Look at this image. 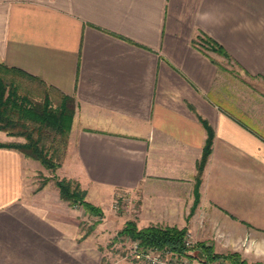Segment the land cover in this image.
Instances as JSON below:
<instances>
[{
	"label": "crops",
	"instance_id": "obj_1",
	"mask_svg": "<svg viewBox=\"0 0 264 264\" xmlns=\"http://www.w3.org/2000/svg\"><path fill=\"white\" fill-rule=\"evenodd\" d=\"M202 35L242 72L264 75V0H0V61L75 99L59 169L87 189L104 223L119 220L109 208L116 190L138 191L140 227H186L214 249L246 251L264 235V115L224 105L227 71L192 44ZM199 117L214 137L188 218L207 137ZM14 140L23 138L0 130V142ZM37 170L46 169L0 146V264H102L58 190L35 191Z\"/></svg>",
	"mask_w": 264,
	"mask_h": 264
},
{
	"label": "trees",
	"instance_id": "obj_2",
	"mask_svg": "<svg viewBox=\"0 0 264 264\" xmlns=\"http://www.w3.org/2000/svg\"><path fill=\"white\" fill-rule=\"evenodd\" d=\"M192 44L205 54L209 49L233 61L223 46L211 37L198 36L192 40ZM75 108L73 96L62 93L20 68L8 66L0 61V130L8 135L24 138L18 142H0V146L16 148L26 156L39 160L47 168L58 167L66 155ZM199 118L206 128L207 137L202 156L197 162L194 201L189 213L194 211L199 202L202 172L214 137L212 127L205 119ZM56 186L60 197L70 205H82L92 214H102L98 206L86 200V192L77 182L59 179ZM184 235L185 229L174 225H149L138 228L133 220H127L118 231L117 238L129 236L137 240L141 248L168 250L173 253H187L189 248H199L198 255L206 260L218 256L204 243L187 246L183 241ZM226 257L233 263L247 264L245 259H240L239 254H229Z\"/></svg>",
	"mask_w": 264,
	"mask_h": 264
},
{
	"label": "rangeland",
	"instance_id": "obj_3",
	"mask_svg": "<svg viewBox=\"0 0 264 264\" xmlns=\"http://www.w3.org/2000/svg\"><path fill=\"white\" fill-rule=\"evenodd\" d=\"M206 52L211 54L214 57H217L218 59H214V60L218 61V64L222 70L227 71L225 72V74L227 73V76H228L227 84H226V87L228 86V88L226 89L228 99H226V101L224 102V105H226V107L232 112H234L235 114L241 115V117L249 118V114H250V117H252L253 113L255 115H260L261 117H263L264 115V78H262V75H257V76L249 75L245 72H242V70L233 61L227 59L226 57L219 54L218 52L211 51L209 49H207ZM50 93L52 94L53 92H50ZM238 103L239 104L243 103L245 105L244 110H242V107L237 106ZM247 107L250 110L245 111ZM14 137H20V136H14ZM8 142H18V141L14 140V141H8ZM66 154H67V151H66ZM42 166L44 165L42 164ZM61 166L62 164L54 169H50L44 166L46 170H37V173L35 176L36 178L33 181L34 183L33 185L35 186L34 187L35 191H39L45 184H49L52 189L55 188L59 192V189L56 186V181L59 179H70L74 182H77L79 187L85 190L86 192L85 198L86 200L91 202L88 199L87 189L84 188L77 179L63 176L62 175L63 171L59 169ZM91 203L94 204L93 202ZM139 204L140 203H139V192L138 191L137 192H126V191L116 190L112 194L111 199L109 200L110 210L113 211L114 216H117V218L119 219L116 225L115 226L113 225V228L112 227L109 228L108 225L104 223L107 216L104 213V210H102L101 206L94 204L95 206H98L102 212V214L95 215L87 211L82 205H70L69 204L75 209L74 212L80 219V225L82 227V230L84 231L83 232L84 236L92 237L95 243L99 244V247L102 249V253H103L102 264H110L118 260H127L131 264H146L143 261L132 260V256L130 255L129 247L131 246L132 242L137 241V240L131 239L129 236H119L117 238L118 231L123 227L122 226L121 228H119L121 220L125 218L126 216H127L126 221L133 220L138 228H142L138 225L137 223L138 220H136V217H135V214L139 212ZM192 213H189L187 217L189 218ZM100 223L105 224V226H104V230L100 234H98L96 231V228L99 226ZM150 225H160V224H150ZM160 226H165V225H160ZM143 227H146V226H143ZM181 228L185 229V233L186 231H188L186 227H181ZM252 239H253V242L255 243L254 249L248 248L246 251L245 250L236 251L235 248H229V250H227L228 253L223 252L222 250L214 249L215 242H211L210 240H206L203 238L202 239L194 238V241H195V244L204 243L206 245H209L212 248L213 252L218 255L217 257L211 260H207V261L228 259L226 255L236 253V254H239L240 259H245L247 264H257V263L264 264V235L262 234L260 235V237H255ZM183 241H185V235H184ZM250 241L251 239L249 238V236L244 240V242H246L247 244ZM217 242L218 243L216 244L221 245L219 241ZM157 250L160 252L163 251L161 249H157ZM198 250L199 248L198 249L189 248L187 253H178V252L173 253L172 252L171 255L175 256V258H178V256L182 258H187V259H190L192 262L193 261L196 262L199 260H206L205 257L198 255L197 253Z\"/></svg>",
	"mask_w": 264,
	"mask_h": 264
},
{
	"label": "built area",
	"instance_id": "obj_4",
	"mask_svg": "<svg viewBox=\"0 0 264 264\" xmlns=\"http://www.w3.org/2000/svg\"><path fill=\"white\" fill-rule=\"evenodd\" d=\"M185 244L187 246H192L195 244L194 238L189 231L185 233ZM130 255L132 256V260L143 261L146 264H236L231 262L228 259L223 260H199L196 262H192L190 259L182 258L178 256L171 255L172 252L168 250H163L162 252L158 251L155 248H141L138 244V241L132 242L129 247Z\"/></svg>",
	"mask_w": 264,
	"mask_h": 264
}]
</instances>
